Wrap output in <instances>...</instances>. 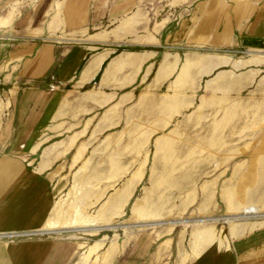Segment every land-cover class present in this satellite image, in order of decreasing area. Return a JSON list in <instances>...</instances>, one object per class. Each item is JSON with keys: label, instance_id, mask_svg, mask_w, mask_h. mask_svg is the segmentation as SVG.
<instances>
[{"label": "crops", "instance_id": "0c3cea01", "mask_svg": "<svg viewBox=\"0 0 264 264\" xmlns=\"http://www.w3.org/2000/svg\"><path fill=\"white\" fill-rule=\"evenodd\" d=\"M40 1L10 2L0 17V264L76 258L70 242L45 237L79 230L72 226V195L102 185L101 170L82 162L88 147L121 137L163 138L179 117L172 131H193L199 92L235 94L264 78V63L251 58L198 53L206 46L264 51V0H60L48 3L46 20L34 26ZM147 6L181 9L190 18L176 22L174 32L167 27L173 20L139 31L137 12ZM28 7L31 15H23ZM183 26L194 34H182ZM146 178L143 167L125 185ZM195 233L166 230L129 242L127 258L117 254L110 264H264L255 238L238 250ZM94 245L75 264H87ZM210 251L239 258H204Z\"/></svg>", "mask_w": 264, "mask_h": 264}, {"label": "rangeland", "instance_id": "374dc122", "mask_svg": "<svg viewBox=\"0 0 264 264\" xmlns=\"http://www.w3.org/2000/svg\"><path fill=\"white\" fill-rule=\"evenodd\" d=\"M13 1L0 0V17L13 7ZM53 1L57 4L60 0L40 1L39 9L32 12L34 26L46 20L47 4ZM202 13L198 15L199 24ZM137 14L141 15L139 31H155L156 25L161 27L173 20L167 27L174 32L176 22L190 18L188 11H156L149 6ZM23 15H31L30 7ZM181 29L187 37L195 30L190 33L192 27ZM40 37L46 39L48 35L45 32ZM233 51L230 47L206 46L198 53L243 56L251 58L252 63H264L262 50ZM198 97L193 131H172L182 120L179 117L172 130L162 133L163 138L146 141L121 137L103 140L102 147H88L82 162L101 170L102 185L79 187L78 196L72 195V226L79 230H57L45 237L76 247L71 264L94 244L98 247L86 258L87 264H110L117 254L126 259L129 242L149 241L166 230L186 232L188 236L196 230V238L208 242L214 237L238 250L255 238L259 257L264 258V78L239 93L210 90L199 92ZM237 104L243 105L241 118ZM143 167L147 178L127 189V178ZM121 193H126L124 201L114 204ZM77 197L79 200L73 199ZM251 256L254 252L246 255ZM204 258L226 262L239 256L210 251Z\"/></svg>", "mask_w": 264, "mask_h": 264}]
</instances>
